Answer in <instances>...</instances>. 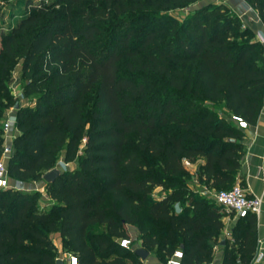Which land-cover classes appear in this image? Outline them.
Wrapping results in <instances>:
<instances>
[{"label":"trees","instance_id":"trees-1","mask_svg":"<svg viewBox=\"0 0 264 264\" xmlns=\"http://www.w3.org/2000/svg\"><path fill=\"white\" fill-rule=\"evenodd\" d=\"M196 1L15 2L14 23L0 31V154L18 64L21 97L33 105L14 111L8 181H42L60 158L75 169L45 184L47 210L37 192L0 191V264H55L51 234L77 264H141L118 241L142 212L165 227L159 238L139 228L144 251L163 264L177 249L180 264L212 261L222 214L187 189L183 163L202 160L195 177L206 190L234 185L243 135L222 115L255 125L264 49L222 5L170 14ZM243 2L264 26V0ZM222 245L221 264H249L255 216L237 218Z\"/></svg>","mask_w":264,"mask_h":264},{"label":"crops","instance_id":"crops-1","mask_svg":"<svg viewBox=\"0 0 264 264\" xmlns=\"http://www.w3.org/2000/svg\"><path fill=\"white\" fill-rule=\"evenodd\" d=\"M208 3L215 5H222L233 13L240 24L242 30L248 29L252 35L255 42L258 39L264 40V26L258 19V16L254 10L244 4L243 0H208ZM258 43V42H257ZM264 49V43L260 44ZM20 66L18 69V79L12 80L9 85L10 93L13 99L18 103L19 107L32 106V102L23 99L21 97V83H20ZM14 117V111L7 110L4 115V120L9 117ZM232 120H227V123L231 124L233 127L238 129L243 137L239 142L242 146V157L239 163V169L235 174V182L240 185V187L245 191L248 197L260 198V212L255 217L256 221V250L249 264H264V93L262 96V105L258 113L256 123L254 126L248 127L241 123L239 120L231 117ZM18 133L14 129V123L10 125V128L6 133L3 134L2 148L10 149L12 140ZM202 160H198L196 164L184 165V169L192 175L195 180V171L197 165L201 164ZM55 168L60 172L72 171L75 169V163H64L62 158L56 163ZM197 184V182H196ZM14 189L21 192H37L40 194V208L41 210H47L52 202L47 198L44 191L45 183L43 181L35 183H19L13 181ZM9 188V186H8ZM179 212V209H178ZM177 212V213H178ZM236 218H226L222 216L221 222L223 224V231L221 232L220 242L214 246L212 261L209 264H221L223 255V245H221L224 239L229 238V233L231 228L235 223ZM125 230L127 234H130ZM49 239L53 246L57 249L61 247V240L58 234H51ZM129 241V240H128ZM63 260V257H57ZM140 261V260H139ZM141 264H163L160 262L158 255L153 256L147 252V256Z\"/></svg>","mask_w":264,"mask_h":264},{"label":"rangeland","instance_id":"rangeland-1","mask_svg":"<svg viewBox=\"0 0 264 264\" xmlns=\"http://www.w3.org/2000/svg\"><path fill=\"white\" fill-rule=\"evenodd\" d=\"M15 2H18V0H8V3L4 4L2 6L1 13H0V15H1L0 16V31L6 29L9 25H12L14 23V19H12L11 15H10V10H15V9L19 10V9H21V7L20 8L19 7L16 8L14 6ZM209 4H211V3H208V0H197L195 3L189 5L187 8L181 9V10L172 11V12H170V14H172L174 17H177V18L181 19L182 17L186 16L188 13H191V12H193L195 10H198V9H200L202 7H205V6L209 5ZM19 66L20 65L18 64L13 69L9 85L12 82V80H17L18 79ZM9 110L14 111V110H12V108L9 109ZM222 117L226 121L227 120H229V121L232 120L231 117L226 116V115H222ZM183 180H184V182L186 184L187 189H189L193 194L197 193L199 195H204L206 198L212 200L213 194L217 193V191L206 190L202 186L196 184L195 178L192 175H190L189 173H188V175L186 177L183 178ZM8 186H9L8 189L15 190L14 186H13V181L11 179L8 181ZM15 191H17V190H15ZM159 192H160L159 189H157V188L153 189V191L151 193V198L154 199V200L158 199V196L160 195ZM39 204H41L40 200H39ZM38 206H39V209L41 210L42 208H40V205H38ZM213 207L215 208V210L219 211L222 214V216H224L226 218H233L234 217L232 213L226 212L225 210H223L221 207L217 206L216 204H213ZM172 208H173L172 210L175 213L178 212V205L177 204H175ZM139 228H142L143 231L145 232V234H147L145 236H148L150 238L151 237L159 238L165 232V227L164 226H162L160 224H151V223H149V221L146 218L144 212H142L139 215L138 224L136 226H130L129 228H127V231H129V234H130L128 248L131 251L136 250V249L145 250L144 247H142V245H141L142 236H141V234L139 232L140 231ZM97 231L98 230L96 229L93 232H97ZM220 236H221V233H220V235L217 238V244L221 241L220 240ZM216 245H215V247H216ZM146 252H148L149 254H151L153 256L157 255L155 250H147ZM56 255H57V257H59V256L63 257V258L66 257V253L62 250V247L56 249ZM158 258H159L161 263L164 262V259L160 258L159 256H158Z\"/></svg>","mask_w":264,"mask_h":264},{"label":"built area","instance_id":"built-area-1","mask_svg":"<svg viewBox=\"0 0 264 264\" xmlns=\"http://www.w3.org/2000/svg\"><path fill=\"white\" fill-rule=\"evenodd\" d=\"M259 44H263L264 40L258 39ZM14 123V117H7L2 123L3 133H6L10 128V125ZM10 154V149L2 148L0 154V191L8 189V178L6 175L5 162ZM184 165L187 163L184 162ZM213 202L221 207L226 212L232 213L233 216L237 218H244L245 216L251 214L255 217L260 212L261 201L257 197H248L245 191L240 187L239 184L235 183L229 190L220 191L212 196ZM118 245L121 248H128L129 241L121 239L118 241ZM182 258L181 251L179 249L175 250L169 258L166 259L164 264H180ZM61 260L59 258L56 259ZM65 264H77V260L72 255H66L63 260Z\"/></svg>","mask_w":264,"mask_h":264},{"label":"water","instance_id":"water-1","mask_svg":"<svg viewBox=\"0 0 264 264\" xmlns=\"http://www.w3.org/2000/svg\"><path fill=\"white\" fill-rule=\"evenodd\" d=\"M18 103H16L12 110H17L18 109ZM60 175V171L56 168L46 172L43 176H42V181L45 183V184H51L58 176ZM222 245V243H221ZM133 253L134 255L140 260V261H143L146 256H147V252L144 251V250H141V249H136V250H133ZM55 264H63V262L61 260H57L55 262Z\"/></svg>","mask_w":264,"mask_h":264}]
</instances>
